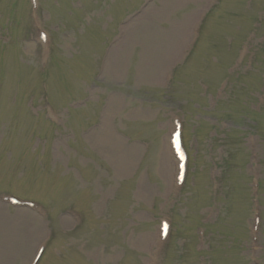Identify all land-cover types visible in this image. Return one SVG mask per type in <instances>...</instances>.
<instances>
[{
	"label": "rangeland",
	"instance_id": "rangeland-1",
	"mask_svg": "<svg viewBox=\"0 0 264 264\" xmlns=\"http://www.w3.org/2000/svg\"><path fill=\"white\" fill-rule=\"evenodd\" d=\"M0 82V264H264V0H0Z\"/></svg>",
	"mask_w": 264,
	"mask_h": 264
},
{
	"label": "snow or ice",
	"instance_id": "snow-or-ice-1",
	"mask_svg": "<svg viewBox=\"0 0 264 264\" xmlns=\"http://www.w3.org/2000/svg\"><path fill=\"white\" fill-rule=\"evenodd\" d=\"M177 143H178V138H177ZM167 231H168V227L167 225L164 226V234L166 235L167 234Z\"/></svg>",
	"mask_w": 264,
	"mask_h": 264
},
{
	"label": "bare ground",
	"instance_id": "bare-ground-1",
	"mask_svg": "<svg viewBox=\"0 0 264 264\" xmlns=\"http://www.w3.org/2000/svg\"><path fill=\"white\" fill-rule=\"evenodd\" d=\"M193 29V28H192Z\"/></svg>",
	"mask_w": 264,
	"mask_h": 264
}]
</instances>
